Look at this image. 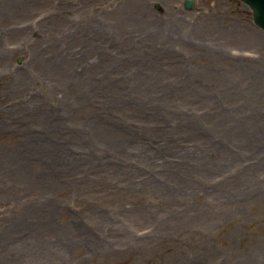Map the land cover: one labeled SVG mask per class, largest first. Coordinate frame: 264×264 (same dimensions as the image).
<instances>
[{
	"label": "rangeland",
	"instance_id": "obj_1",
	"mask_svg": "<svg viewBox=\"0 0 264 264\" xmlns=\"http://www.w3.org/2000/svg\"><path fill=\"white\" fill-rule=\"evenodd\" d=\"M192 2L0 0V264H264V30Z\"/></svg>",
	"mask_w": 264,
	"mask_h": 264
},
{
	"label": "water",
	"instance_id": "obj_2",
	"mask_svg": "<svg viewBox=\"0 0 264 264\" xmlns=\"http://www.w3.org/2000/svg\"><path fill=\"white\" fill-rule=\"evenodd\" d=\"M249 6L252 12L253 22L264 30V0H241ZM192 0H184V6L190 8Z\"/></svg>",
	"mask_w": 264,
	"mask_h": 264
}]
</instances>
